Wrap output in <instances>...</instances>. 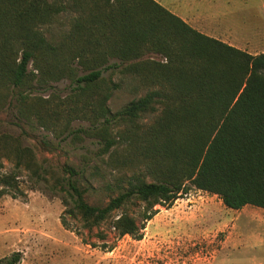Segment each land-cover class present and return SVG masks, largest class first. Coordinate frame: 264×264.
Instances as JSON below:
<instances>
[{"label":"trees","instance_id":"1","mask_svg":"<svg viewBox=\"0 0 264 264\" xmlns=\"http://www.w3.org/2000/svg\"><path fill=\"white\" fill-rule=\"evenodd\" d=\"M66 11L77 13L70 29L48 37L44 28ZM63 78L72 91L53 112L90 120L75 133L96 137L101 157L123 147L134 165L105 204L87 200L85 168L65 165L67 211L85 228L110 221L120 236L141 240L155 207H171L191 187L231 209L264 208V52L205 34L157 0H0V102L16 91L25 100L20 89L34 80L46 86ZM123 82L133 97L114 112L109 101ZM0 149L16 160L0 179L6 192L20 167L35 163L31 148L2 132L1 120ZM139 203L141 222L127 212ZM19 261L16 253L0 264Z\"/></svg>","mask_w":264,"mask_h":264},{"label":"rangeland","instance_id":"2","mask_svg":"<svg viewBox=\"0 0 264 264\" xmlns=\"http://www.w3.org/2000/svg\"><path fill=\"white\" fill-rule=\"evenodd\" d=\"M157 1L174 8L173 0ZM76 15L62 13L44 32L60 39ZM233 44L252 53L264 51V42ZM35 73L38 75L37 70ZM106 76L121 79L111 72ZM33 83L20 89L25 100L18 101L16 91L0 102L2 132L19 137L23 147L31 148L35 163L20 167L14 187L1 192L0 185V259L18 253L16 264H264V208L247 205L231 209L218 195L195 187L169 208L157 205L159 211L147 222L141 240L129 234L120 236L110 221L93 230L85 228L67 211L72 204L62 189L68 175L65 165L86 169L82 185H88L89 191L85 196L96 204H105L118 194L119 177L130 174L134 165L125 163L123 147L111 159L109 155L101 157L96 137L75 133L81 127H91L90 120L53 112V105L71 93L70 79L46 86L36 80ZM123 83L109 101L114 112L133 97L130 82ZM41 103L48 107L41 108ZM8 153L0 149V179L15 168V157ZM140 205L127 209L138 222L142 219Z\"/></svg>","mask_w":264,"mask_h":264},{"label":"crops","instance_id":"3","mask_svg":"<svg viewBox=\"0 0 264 264\" xmlns=\"http://www.w3.org/2000/svg\"><path fill=\"white\" fill-rule=\"evenodd\" d=\"M172 3V12L214 38L230 44L264 42V0H186V5L183 0H173Z\"/></svg>","mask_w":264,"mask_h":264}]
</instances>
